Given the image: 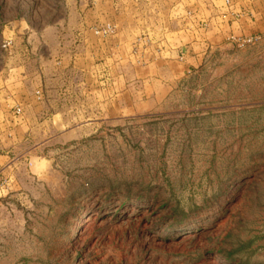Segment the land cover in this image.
I'll use <instances>...</instances> for the list:
<instances>
[{"label":"rangeland","instance_id":"374dc122","mask_svg":"<svg viewBox=\"0 0 264 264\" xmlns=\"http://www.w3.org/2000/svg\"><path fill=\"white\" fill-rule=\"evenodd\" d=\"M262 32L264 0H0V264H264Z\"/></svg>","mask_w":264,"mask_h":264},{"label":"built area","instance_id":"2783aa9c","mask_svg":"<svg viewBox=\"0 0 264 264\" xmlns=\"http://www.w3.org/2000/svg\"><path fill=\"white\" fill-rule=\"evenodd\" d=\"M262 40H264V32L255 36L254 38L249 39V41H253V42H260Z\"/></svg>","mask_w":264,"mask_h":264},{"label":"crops","instance_id":"0c3cea01","mask_svg":"<svg viewBox=\"0 0 264 264\" xmlns=\"http://www.w3.org/2000/svg\"><path fill=\"white\" fill-rule=\"evenodd\" d=\"M2 72H5V70L3 69Z\"/></svg>","mask_w":264,"mask_h":264}]
</instances>
